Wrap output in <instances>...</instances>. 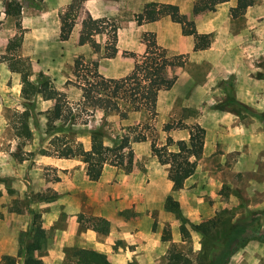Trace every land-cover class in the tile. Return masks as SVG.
I'll return each instance as SVG.
<instances>
[{"label":"rangeland","instance_id":"374dc122","mask_svg":"<svg viewBox=\"0 0 264 264\" xmlns=\"http://www.w3.org/2000/svg\"><path fill=\"white\" fill-rule=\"evenodd\" d=\"M141 1H108L114 6L104 17L118 25L119 49L106 56L105 32L95 35L99 47L77 42L82 6L70 37L60 38L71 0H0V264H24L23 245L40 224L46 236L36 254L46 264H77L82 247L105 252L110 264H213L216 256H227L226 264H264V240L255 235L258 222L264 232V0L242 9L234 8L238 0H228L200 12L198 22L197 0H168L195 21L196 32L186 38L169 15L157 26L146 21ZM18 2L20 13H8L7 3L15 11ZM225 30L228 50H209L212 43L221 47ZM16 37L20 44L10 53L30 59L32 80L66 93L71 115L54 118L55 99L43 92L23 95L21 74L11 70L7 51ZM153 37L166 49L169 74L177 77L159 92L157 113L142 108L121 117L85 108L74 82L76 59L82 56L106 77H121ZM177 54L183 66L176 65ZM210 69L234 70L221 76ZM168 122L206 130L197 168L180 189L173 188L169 164L151 149L169 135L188 138V127L166 130ZM95 129L107 162L93 180L81 155H58V137L89 149ZM143 130L147 138L137 140ZM123 135L130 147L116 149ZM168 196L179 206L171 200L167 207ZM105 216L111 218L107 233L93 226Z\"/></svg>","mask_w":264,"mask_h":264},{"label":"trees","instance_id":"16d2710c","mask_svg":"<svg viewBox=\"0 0 264 264\" xmlns=\"http://www.w3.org/2000/svg\"><path fill=\"white\" fill-rule=\"evenodd\" d=\"M227 0H197L193 5V12L199 13L219 3ZM83 0H71L67 10L61 16L60 38L66 40L70 37L74 27L78 12L81 9ZM253 0H238L235 9H241L246 4H252ZM15 11H12V3H7V12L18 15L21 11V4L16 3ZM143 15L146 21H154L165 15H169L171 19L179 23L182 33L190 35L196 32L195 21L187 20L182 17L179 5L170 2H147L143 9ZM118 25L115 21L107 17H91L86 16L82 21L80 30L79 44L90 43L94 47H99L100 43L95 35L105 32L108 35L105 43V55L109 56L118 51L117 33ZM21 37H16L9 42L7 51L9 52V66L12 71L21 74L23 82V95L29 97L38 92L46 99H55L53 109L54 118L72 114V108L69 105L66 93L50 86L48 82L37 83L30 78L31 63L28 57L20 55L17 51L10 53L12 47L17 50ZM177 66H183L185 59L181 54L174 55ZM167 52L156 39L151 38L147 46L146 52L139 54L135 58L132 70L121 77H106L97 70H92L87 63L84 62L82 56H79L74 63V81L82 89V105L85 108L95 110L102 109L105 113L113 111L119 112L121 117H126L128 110L138 111L142 108L148 109L151 113H157L158 95L161 90L170 89L175 81L176 76L169 74L166 63ZM180 58V59H179ZM182 58V59H181ZM96 69V68H93ZM185 126L189 129L188 138L174 139L171 135L167 137L166 143L159 146L155 142L151 143L152 151L157 155L161 163L169 164V178L173 183L174 189H180L184 186L185 181L196 170L198 160L204 152L206 130L204 126L199 124H183L168 122L165 129L169 130L177 126ZM25 130L29 133V129ZM61 141L58 149L60 157H71L81 155L82 159L87 163L88 176L96 180L101 176L103 166L107 162V157L103 153L102 133L98 129L92 131V143L89 149L77 148L66 136L58 137ZM147 133L145 130L139 131L137 140H145ZM119 144L116 149H124L130 147L131 139L129 135H123L119 138ZM132 161V156L130 157ZM120 159L118 163H122ZM173 201L174 206L179 204L170 196L167 198V207L169 201ZM170 207V206H169ZM171 208V207H170ZM98 225H93L95 229L102 232H109L110 221L105 217H97ZM255 235L264 240V232L260 230V223ZM30 240L26 241L24 246V264H46L45 261L36 254L41 248L46 236V229L36 225L30 231ZM243 237L241 240H246ZM233 249H228V255ZM77 264H110L105 252L82 247L76 250ZM178 258V255H175ZM216 256L213 264H226L228 257L224 260H218ZM168 264V261L167 263Z\"/></svg>","mask_w":264,"mask_h":264},{"label":"crops","instance_id":"0c3cea01","mask_svg":"<svg viewBox=\"0 0 264 264\" xmlns=\"http://www.w3.org/2000/svg\"><path fill=\"white\" fill-rule=\"evenodd\" d=\"M108 1L109 0H83V2H82V9L83 8H85V10L86 11H84V13H85V17L86 16H91V17H94V18H96V17H104V15H106V14H108L109 13V11L111 10L110 8H111V6H114V4L112 3V4H110V3H108ZM126 1H131V0H126ZM157 2V1H159V2H168V0H142L140 3L141 4H145V3H147V2ZM228 1V0H227ZM230 1V0H229ZM133 2V1H132ZM226 2V1H225ZM171 3V2H170ZM250 5V4H249ZM113 8V7H112ZM115 9H114V11H117V10H119L120 9V5H118V6H116V7H114ZM242 9V8H241ZM206 12V10H203V11H201V12ZM201 14L202 13H197V14H195V21L196 22H198V17H200L201 16ZM85 17H83V19L85 18ZM83 19H82V21H83ZM152 24H155L156 26H157V20H155V21H153V22H151ZM212 24V23H211ZM81 27H82V22H81ZM81 30V29H80ZM225 32V35H224V38H225V41H222V43H221V47H215L214 46V43H212L210 46H209V50H216V49H214V48H217V50L219 51V53H220V51L221 52H226V50H228V48H227V46H228V42H229V31L228 30H225L224 31ZM77 42H78V44H79V36H80V32H79V29L77 30ZM182 36L184 37V38H186L187 36H189V35H185V34H183L182 33ZM67 40V39H66ZM88 43V42H87ZM118 49H119V47H118ZM209 53H210V51H209ZM211 71H215V70H217V71H221L222 72V75L221 76H223L224 74L226 75L227 74V72H232V70H234V69H210ZM229 70V71H228ZM173 184V183H172ZM105 218H107L108 220H111V218L109 217V216H105ZM112 230V229H111ZM110 231V230H109ZM112 232V231H111ZM139 240L141 241V242H143V240H144V235H143V237H141L140 235H139Z\"/></svg>","mask_w":264,"mask_h":264}]
</instances>
